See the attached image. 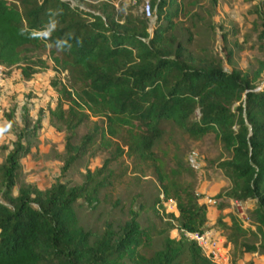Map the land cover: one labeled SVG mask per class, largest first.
Wrapping results in <instances>:
<instances>
[{
    "label": "trees",
    "instance_id": "16d2710c",
    "mask_svg": "<svg viewBox=\"0 0 264 264\" xmlns=\"http://www.w3.org/2000/svg\"><path fill=\"white\" fill-rule=\"evenodd\" d=\"M148 2L152 25L142 11L112 0L100 1L94 11L70 0H0L4 75L17 69L21 80H30L53 70L49 85L56 98L47 106L48 121L64 134L60 175L40 189L19 185V175L30 150L24 141L36 135L43 110L34 121L24 113L16 127L0 163V264H214L188 236L207 229L221 233L234 264L245 253H264V1L255 4L262 55L251 72L227 70L221 57L191 48L199 0ZM180 16L190 28L181 26ZM225 54L228 59L231 52ZM91 118L94 126L78 138V128ZM171 125L194 139L212 132L229 154L215 163L229 185L207 203L199 202L200 183L179 181L195 172L191 164L176 156L169 166L154 151ZM95 144L109 156L88 169L81 184L69 185L63 178ZM123 155L152 169L162 194L151 205L156 215L155 206L167 200L178 214L166 213L165 226L155 231L137 219L140 207L117 230L109 224L100 233L86 230L74 206L99 202L119 176L110 164ZM248 199L255 201L251 224L224 212L231 200ZM208 203L217 210L212 222ZM155 234L161 247L146 253Z\"/></svg>",
    "mask_w": 264,
    "mask_h": 264
},
{
    "label": "rangeland",
    "instance_id": "374dc122",
    "mask_svg": "<svg viewBox=\"0 0 264 264\" xmlns=\"http://www.w3.org/2000/svg\"><path fill=\"white\" fill-rule=\"evenodd\" d=\"M70 1L94 11L102 0ZM112 1L116 6L122 3L125 8H132V11L136 9L142 11V6L135 8L134 0ZM261 1L264 0H199L198 7L194 11L196 26L191 30L193 33L191 48L196 53H201V50L205 49V52L221 57L227 70L237 69L242 72L254 70L256 60L262 55L258 40L261 28L255 24L258 22L255 4ZM154 20L155 16L151 12L149 17L151 25ZM179 20L181 26L190 28L185 17L180 16ZM184 34L183 32L181 35ZM227 51L231 52L228 59L225 54ZM54 73L53 70H47L36 74L30 80L22 81L19 80L18 70L14 69L10 83H0V163L12 148L17 134L16 127L23 122V114L27 113L34 121L38 110L40 108L43 110V119L36 135L24 141L30 143V150L20 160L19 185L30 182L40 189H45L55 183L60 175L64 155V134L49 123L47 112V106L55 104L56 93L49 85L50 77ZM9 113L15 122L14 125L8 123ZM95 119L91 118L78 128V138L92 129ZM158 143L159 146H156L154 151L158 155H163L169 166H174L180 158L182 162L189 163L195 168L193 174H182L179 181L193 182L194 185L200 183L198 192L203 193L204 198L199 202L204 200L209 202L211 196L228 187L229 181L216 168L215 163L227 158L229 154L212 132L201 139H194L171 125L166 128ZM184 155L185 158H182ZM108 156V152L98 144L93 145L67 172L63 180L69 185L81 184L86 171L101 167ZM110 168L119 176L109 187L100 192L99 202L94 205L83 202L74 206L79 223L86 230L100 233L108 224L117 230L129 220L130 212L140 207H143V211L137 219L142 225L153 224L155 231L165 226L166 213L178 214L173 200L163 201L162 204L155 206L159 216L152 209L151 205L157 197L162 198V194L160 185L148 164L135 166L131 158L123 155L113 161ZM254 204L255 201L250 199L231 200L230 208L224 212L232 210L244 224H251L250 211ZM208 206L212 207V204L208 203ZM160 217L163 219L161 220ZM170 234L176 237L178 231L174 229ZM161 243L160 236L155 234L151 245L145 248V252L150 253L159 249ZM250 263L264 264V253H249L238 260V264Z\"/></svg>",
    "mask_w": 264,
    "mask_h": 264
},
{
    "label": "built area",
    "instance_id": "2783aa9c",
    "mask_svg": "<svg viewBox=\"0 0 264 264\" xmlns=\"http://www.w3.org/2000/svg\"><path fill=\"white\" fill-rule=\"evenodd\" d=\"M145 17L151 16V7L148 0L142 5ZM5 68L0 65V83L5 79ZM196 241L204 255L214 264H234L230 254V245L220 236L215 229H207L201 233H188Z\"/></svg>",
    "mask_w": 264,
    "mask_h": 264
},
{
    "label": "crops",
    "instance_id": "0c3cea01",
    "mask_svg": "<svg viewBox=\"0 0 264 264\" xmlns=\"http://www.w3.org/2000/svg\"><path fill=\"white\" fill-rule=\"evenodd\" d=\"M18 75H19V72H18ZM12 76H13L12 73H11L10 75L6 76V78H5V80H4L3 82L10 83V80H11V77H12ZM18 77H19V80H21V79H20V75H19ZM22 81H26V80H22ZM204 202L207 203V200H204ZM215 211H217L215 206L212 205V207H211V206H208V207H207V216H208V218H209V220H210L211 222L217 217V212H216V214H214V215L212 214V213H214ZM211 214H212V215H211ZM219 234H220V236L223 238V236L221 235L220 232H219ZM223 239H224V238H223ZM246 254H249V253H245L244 255H246ZM244 255H243V257H244ZM253 264H255V263H253Z\"/></svg>",
    "mask_w": 264,
    "mask_h": 264
}]
</instances>
